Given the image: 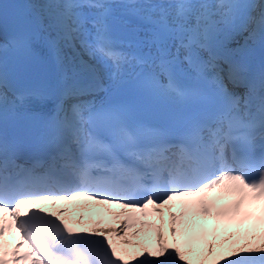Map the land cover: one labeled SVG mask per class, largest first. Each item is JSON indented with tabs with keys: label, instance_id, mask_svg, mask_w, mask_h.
I'll return each mask as SVG.
<instances>
[{
	"label": "snow or ice",
	"instance_id": "6c2138e0",
	"mask_svg": "<svg viewBox=\"0 0 264 264\" xmlns=\"http://www.w3.org/2000/svg\"><path fill=\"white\" fill-rule=\"evenodd\" d=\"M15 25L0 42V264H264V0H44ZM38 49L55 88L15 89L9 59L32 71ZM66 49L98 59L107 77ZM129 83L195 108L132 122L131 105L113 98ZM26 150L43 158L18 162ZM213 190L231 199L216 208L205 195ZM74 198L129 209L122 243L100 222L74 229L64 208L22 207ZM177 198L183 211H169L165 233L163 209ZM189 212L214 217L225 238L193 232ZM153 213L159 225L145 221ZM146 230L153 243L128 238Z\"/></svg>",
	"mask_w": 264,
	"mask_h": 264
},
{
	"label": "rangeland",
	"instance_id": "374dc122",
	"mask_svg": "<svg viewBox=\"0 0 264 264\" xmlns=\"http://www.w3.org/2000/svg\"><path fill=\"white\" fill-rule=\"evenodd\" d=\"M36 2H37V5H36V8L38 9V11H39V13L41 12V5L44 3V0H35ZM236 39H238V41L240 42V43H243V37H237ZM259 42V41H258ZM257 42V43H258ZM256 44V43H255ZM255 44H251L250 45V49L251 50H253V47L255 46ZM229 47H236V44L235 43H233V44H231V45H229ZM69 55H73L74 56V58L76 59V55L74 54V53H72V52H67ZM247 241H245V242H240V244H243V243H246Z\"/></svg>",
	"mask_w": 264,
	"mask_h": 264
},
{
	"label": "bare ground",
	"instance_id": "6f19581e",
	"mask_svg": "<svg viewBox=\"0 0 264 264\" xmlns=\"http://www.w3.org/2000/svg\"><path fill=\"white\" fill-rule=\"evenodd\" d=\"M31 9H32L34 12H36V14H38V13H37V10L34 9L32 6H31ZM237 40H238V39H237ZM87 228L91 229V228H93V226H88V225H87Z\"/></svg>",
	"mask_w": 264,
	"mask_h": 264
}]
</instances>
